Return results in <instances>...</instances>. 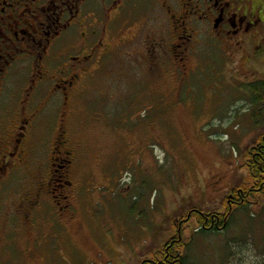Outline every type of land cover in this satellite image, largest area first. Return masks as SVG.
<instances>
[{
    "label": "rangeland",
    "instance_id": "rangeland-1",
    "mask_svg": "<svg viewBox=\"0 0 264 264\" xmlns=\"http://www.w3.org/2000/svg\"><path fill=\"white\" fill-rule=\"evenodd\" d=\"M203 43L187 77L172 66L154 81L110 66L67 106L30 107L32 171L34 161L48 168L56 130L66 131L70 208L46 198L24 219L27 176L8 174L0 264H164L168 247L184 264H264V196L244 210L230 198L251 185L246 153L264 137V91L259 105L251 94L264 82V42L248 57ZM209 215H230L228 230L200 232Z\"/></svg>",
    "mask_w": 264,
    "mask_h": 264
},
{
    "label": "flooded vegetation",
    "instance_id": "flooded-vegetation-1",
    "mask_svg": "<svg viewBox=\"0 0 264 264\" xmlns=\"http://www.w3.org/2000/svg\"><path fill=\"white\" fill-rule=\"evenodd\" d=\"M204 40L248 57L264 42V0H0V184L27 176L17 214L30 220L46 198L70 208L63 190L76 158L66 131L56 130L48 168L34 161L32 171L31 106H67L110 66L153 81L168 66L187 77ZM168 250L164 264H181Z\"/></svg>",
    "mask_w": 264,
    "mask_h": 264
},
{
    "label": "trees",
    "instance_id": "trees-1",
    "mask_svg": "<svg viewBox=\"0 0 264 264\" xmlns=\"http://www.w3.org/2000/svg\"><path fill=\"white\" fill-rule=\"evenodd\" d=\"M264 91V82H259L255 85L253 93L254 104H261V96L258 92ZM247 169L251 185L241 190L231 191L230 198L236 199V208L247 209L252 204V200L256 201L257 197L264 196V137H262L254 148H250L246 153ZM230 217V215H229ZM228 216L225 219L218 215L201 216L200 232H221L227 229ZM181 264H184L182 259L178 257Z\"/></svg>",
    "mask_w": 264,
    "mask_h": 264
}]
</instances>
